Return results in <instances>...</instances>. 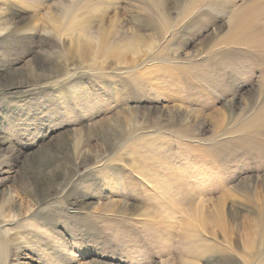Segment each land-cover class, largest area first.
<instances>
[{
	"label": "rangeland",
	"instance_id": "obj_1",
	"mask_svg": "<svg viewBox=\"0 0 264 264\" xmlns=\"http://www.w3.org/2000/svg\"><path fill=\"white\" fill-rule=\"evenodd\" d=\"M0 172V264H264V0H0Z\"/></svg>",
	"mask_w": 264,
	"mask_h": 264
},
{
	"label": "bare ground",
	"instance_id": "obj_2",
	"mask_svg": "<svg viewBox=\"0 0 264 264\" xmlns=\"http://www.w3.org/2000/svg\"><path fill=\"white\" fill-rule=\"evenodd\" d=\"M246 25H247V24L243 25L242 27H239L238 32H239L240 35L242 34V33H241L242 31H244V32L246 31V29H247ZM244 32H243V33H244ZM253 32H254V31H251V30H249L248 32H246V36H247V38H248L249 41H251V38H252V36L254 35ZM242 36H243V35H242ZM0 174H1V172H0Z\"/></svg>",
	"mask_w": 264,
	"mask_h": 264
}]
</instances>
